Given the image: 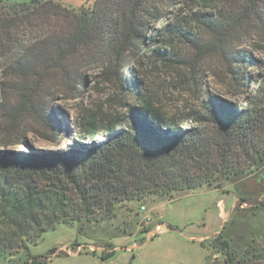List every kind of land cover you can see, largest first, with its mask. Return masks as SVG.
Instances as JSON below:
<instances>
[{
	"label": "rangeland",
	"instance_id": "obj_1",
	"mask_svg": "<svg viewBox=\"0 0 264 264\" xmlns=\"http://www.w3.org/2000/svg\"><path fill=\"white\" fill-rule=\"evenodd\" d=\"M1 1L5 10L25 3L33 13L38 7L32 0ZM51 1L75 15L93 4V0ZM153 2L146 16L139 14L134 19L136 30L140 24L146 29L139 51L115 59L111 46L116 47L118 33L109 38L100 33L78 48L73 57L77 66L67 76L54 67L55 51L50 48L34 62L36 73L22 75L17 69L48 38L60 34L56 27L66 24L64 20L35 18L15 29L12 38L0 46V153L25 157L101 142L105 128L125 125L130 111L141 109L146 102L187 129L195 126L193 118L209 101L240 107L254 99L264 78L262 33L251 28L249 36L227 43L251 62L229 67L201 17L219 21L227 4ZM158 15L165 16V21L158 22ZM164 23L190 32L189 37L204 47L196 49L186 40L165 36L159 32ZM149 37L154 38L153 44ZM164 53L173 56V62L165 61ZM121 70L124 74L134 71L138 86L133 91H122L118 85L115 74ZM240 74L245 76V85L235 79ZM49 114L59 122L61 135L56 139L48 129ZM4 178L0 170V182ZM6 181L13 182L10 176ZM1 208L0 204V238L10 232L18 244L19 238L24 244H15L13 253H1L0 264H222L224 257L212 244L217 237L228 242L235 264H264V161L248 175L232 177L220 187L204 185L175 192L171 198L123 203L111 219L60 223L39 237L33 227L22 236L17 227L4 224L9 216Z\"/></svg>",
	"mask_w": 264,
	"mask_h": 264
},
{
	"label": "trees",
	"instance_id": "obj_2",
	"mask_svg": "<svg viewBox=\"0 0 264 264\" xmlns=\"http://www.w3.org/2000/svg\"><path fill=\"white\" fill-rule=\"evenodd\" d=\"M191 1L197 5L227 4L219 21L201 15L204 27L219 42L222 58L229 67L250 64L245 55L234 52L227 43L249 36L251 28L264 37V0ZM31 3L38 6L33 13L28 12L25 3L16 9L0 7V46L12 38L15 29L31 24L35 18L64 20L66 24L56 27L60 34L48 38L17 69L22 75L36 73L34 62L50 48L55 51L54 67L67 76L77 66L73 57L78 48L87 46L100 33L107 38L118 33L116 47L108 43L114 47L115 59L139 51L146 29L140 24L139 31L136 30L134 19L139 14L146 16L155 2L93 0L91 8L81 10L79 15L51 0ZM156 20L165 21V16L158 15ZM159 32L186 40L196 49L204 47L195 37H189L190 32L174 25L164 23ZM149 42L153 44L154 38L149 37ZM166 56L165 61L173 62V56ZM115 77L122 91L131 92L138 86L134 71L124 74L121 70ZM235 79L245 85L243 74ZM192 123L195 126L182 129L174 117L146 102L141 109L130 111L125 125L105 128L101 142L25 157L0 153V170L5 172L3 183L0 182V204L9 216L3 223L17 227L22 236L33 227L39 237L60 223L80 220L98 223L111 219L123 203L142 202L151 197L171 198L175 192L204 185L220 187L225 180L248 175L264 161V78L254 99H248L245 106L209 101ZM47 125L55 139L61 135L59 122L52 114L48 115ZM8 176L13 182L6 181ZM14 183L19 187L14 189ZM17 239L10 232L0 238V254L13 253L15 244H24L23 238H19V244ZM25 239L33 242L38 238ZM212 244L224 257L222 264H235L236 257L226 240L217 237Z\"/></svg>",
	"mask_w": 264,
	"mask_h": 264
},
{
	"label": "built area",
	"instance_id": "obj_3",
	"mask_svg": "<svg viewBox=\"0 0 264 264\" xmlns=\"http://www.w3.org/2000/svg\"><path fill=\"white\" fill-rule=\"evenodd\" d=\"M140 210H141V211H145V207H144V206H141V207H140ZM147 220H149V218H147Z\"/></svg>",
	"mask_w": 264,
	"mask_h": 264
}]
</instances>
